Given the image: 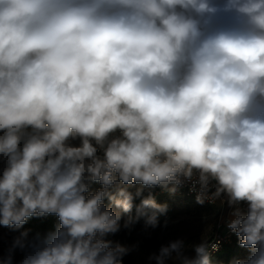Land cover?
<instances>
[{
  "label": "clouds",
  "instance_id": "obj_1",
  "mask_svg": "<svg viewBox=\"0 0 264 264\" xmlns=\"http://www.w3.org/2000/svg\"><path fill=\"white\" fill-rule=\"evenodd\" d=\"M185 185L232 209L235 264H264V0H0V226L18 233L0 264H123L108 237L158 227L153 190Z\"/></svg>",
  "mask_w": 264,
  "mask_h": 264
},
{
  "label": "rangeland",
  "instance_id": "obj_2",
  "mask_svg": "<svg viewBox=\"0 0 264 264\" xmlns=\"http://www.w3.org/2000/svg\"><path fill=\"white\" fill-rule=\"evenodd\" d=\"M98 187L94 184L93 189ZM172 217L169 223L158 226L155 229H144L143 220L136 223L130 230H121L109 236L114 242L127 246L130 251L123 257V264H155L149 258L158 253L161 245L176 239L185 240L186 244L192 245L208 240L214 234L220 208L218 206L200 205L190 199H174L171 202ZM37 234H29L30 238ZM43 236L44 234H39ZM15 235L7 234L0 229V257L7 254V249ZM238 243V237H236ZM186 254L192 256L194 252L187 249ZM249 249L238 244V252L224 264H235L236 260L245 259ZM24 253L16 251L13 263H17ZM167 264H173L172 261ZM222 264V263H218Z\"/></svg>",
  "mask_w": 264,
  "mask_h": 264
},
{
  "label": "trees",
  "instance_id": "obj_3",
  "mask_svg": "<svg viewBox=\"0 0 264 264\" xmlns=\"http://www.w3.org/2000/svg\"><path fill=\"white\" fill-rule=\"evenodd\" d=\"M155 199L158 203H166L168 205V211L165 215H162L159 217V226H164L171 220L172 217V205L171 202L174 200L171 196H157L154 195ZM58 224V218L54 215H50L47 217H33L29 219L28 223L23 226L24 229L29 230V234H47L49 231H54L55 227ZM0 229L11 235H17L18 233L10 231L8 228L0 226ZM236 235L232 234L231 241L229 243H224L220 249L211 255V262L212 264H218V263H226L229 261V259L236 255L238 252V243L236 239ZM23 257V256H22ZM20 258V260L22 259ZM19 260V261H20ZM19 261L17 263L13 264H19Z\"/></svg>",
  "mask_w": 264,
  "mask_h": 264
},
{
  "label": "built area",
  "instance_id": "obj_4",
  "mask_svg": "<svg viewBox=\"0 0 264 264\" xmlns=\"http://www.w3.org/2000/svg\"><path fill=\"white\" fill-rule=\"evenodd\" d=\"M153 194L157 196H171L174 199H190L196 201L195 199L196 193L190 191L188 185H185L183 188L179 189L175 194L169 193L168 191L161 188H155L153 190ZM205 204L209 206H218V208H220V213L218 214L214 234H212L208 239L210 242H218L219 244L218 250H219L224 243H229L231 241L232 234H234L227 227L228 222L234 218L231 215L232 209L227 205V203L221 205L219 201H217L215 204H210L207 202ZM218 250L211 252V255L216 253Z\"/></svg>",
  "mask_w": 264,
  "mask_h": 264
}]
</instances>
